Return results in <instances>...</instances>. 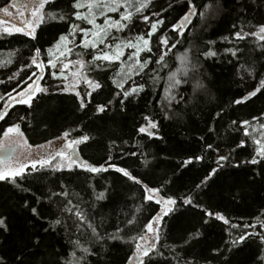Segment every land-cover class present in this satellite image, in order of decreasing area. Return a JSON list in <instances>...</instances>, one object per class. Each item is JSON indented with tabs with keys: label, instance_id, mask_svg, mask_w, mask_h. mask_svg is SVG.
Segmentation results:
<instances>
[{
	"label": "trees",
	"instance_id": "trees-1",
	"mask_svg": "<svg viewBox=\"0 0 264 264\" xmlns=\"http://www.w3.org/2000/svg\"><path fill=\"white\" fill-rule=\"evenodd\" d=\"M72 3L73 0H54V3L46 5L45 21L36 28L35 40L25 32L12 31L9 34L0 27V81H4L0 83V96L4 97L0 100V110H5L7 106L8 112L0 120V137L9 127L19 125L33 146L53 141L54 154L61 150L57 147L59 143H66L64 132L70 133L68 139L87 135L89 141L77 146L79 157L96 166L107 167L111 163L125 168L142 184L134 183L111 168L98 174L78 167L60 171L55 168L59 157L52 161V166L41 168L37 165L38 170L28 168L23 177L16 178L15 184L0 181V218L7 226L6 230L0 228V257L4 264H18L17 256H22L24 264H57L58 261L72 260V251L78 257L85 255L72 243L76 240L82 247H90L96 253L88 256L87 264H131L135 244L141 242L131 238L146 234V224L164 207L156 203L160 197H171L176 204L169 206L173 210L157 225L160 229L157 248L163 256L153 252L151 262L145 258L146 264H264L260 259L264 256V243L257 237H250L235 247L228 243L248 232L264 233V227L256 220L258 216L264 220V160L258 165L243 163L251 159L256 145L243 135L240 124L249 120L253 127L259 128V124L264 123V90L245 103H234L254 90L264 75V49L260 47L264 41L253 36L240 42L222 39L231 37L238 30L233 29V24L243 22L244 30L251 32L256 30L255 25L264 23V0H192L197 11L203 12L204 16L194 17L186 26L189 30L181 38L182 43L177 44L166 57L167 68L128 80L125 89L140 83L145 85V89L138 95L130 96L123 105L120 103L122 96L116 95L120 89L113 83L119 63L103 61L97 62L102 65L100 70L84 69L90 79L102 85L87 98L84 109L80 108L79 98L74 92L61 90L72 79L74 67L65 72L69 81L53 77L51 72H58V69L49 67L41 80L42 87L48 92L38 93L31 106L13 103L7 94L16 93L30 83L29 77L35 69L26 65L31 64L35 50L41 49L40 57L47 61L46 50L58 41L60 35H67L69 31L67 20H51L47 13L70 14L74 11ZM9 4L12 0H0V9ZM188 8V0H153L151 7L145 10L144 15L159 12V18L165 21L152 37L153 52L150 55L154 61L159 54L157 37L167 32L170 44L177 39L171 27ZM131 10L134 11V8ZM118 15L114 13L111 18L117 20ZM69 19L74 21L75 18L71 16ZM81 26L91 27L83 23ZM140 33H146V25L137 16L133 17L129 29L123 32L112 30L113 35L122 39H131ZM81 38L79 35L70 37L77 44ZM208 41L216 43L210 45ZM234 45L243 49L239 60L224 51ZM209 48L218 55L204 57L202 54ZM80 51L73 47V54L67 60L78 59L76 53ZM84 51V59L90 60L89 53L94 50ZM130 51L126 50L122 57L128 64L133 63L128 60ZM185 53L189 62L181 64L179 57ZM146 55L149 54L141 53V60ZM9 60L11 63H7ZM67 60L61 59L62 62ZM241 64L245 67L254 64L255 78L249 76L240 67ZM153 68H159V65H149V69ZM177 70L188 81L173 90L176 99L183 96V101L179 104L172 101L169 107H165L168 105L164 99L168 77ZM185 71L188 73L186 77L183 76ZM152 75L159 77L155 83ZM198 83L204 87L198 88ZM77 90L82 96L91 91L83 81ZM110 100L112 103L108 104ZM101 104L107 106L106 111L98 113L96 107ZM165 111L168 118H165ZM216 113L220 116L217 117ZM145 116H151L159 124L153 130V137L138 132V128L146 124ZM253 117L261 119L257 122ZM232 121L237 123L233 125ZM249 131L252 132V127ZM255 135L260 138L258 132ZM241 140L245 141V147L238 148ZM208 144L213 145V150L207 148ZM229 153L231 158L206 180L212 169L218 167V156ZM199 156L204 159H196ZM189 159L192 163L185 164ZM236 164L240 167H235ZM142 185L160 188L159 196L152 201L146 200ZM62 186H66L69 192L67 199L79 205L100 235L104 236L103 241L96 242L87 222H83L77 230L75 217L69 218L68 213H63L68 224L67 231L62 226H56L55 231L49 229L44 233L43 229L48 227L45 221L61 217V209L67 202L62 197L48 198L50 192H61ZM102 191L106 193L105 199L96 200V194ZM188 197H191L192 204L183 203ZM33 207L41 219L33 216ZM205 210L222 214L230 223L225 224L214 216L208 217ZM133 218L135 223L128 225L126 221ZM233 224L239 227L232 228ZM245 224L255 227L245 228ZM117 229L122 231L117 233ZM197 232L199 237L191 239L192 234ZM110 234L119 235L122 239H109ZM36 239L41 244L32 251L31 245ZM229 248L232 250L229 251ZM216 249H220L219 254L214 251Z\"/></svg>",
	"mask_w": 264,
	"mask_h": 264
},
{
	"label": "snow or ice",
	"instance_id": "snow-or-ice-1",
	"mask_svg": "<svg viewBox=\"0 0 264 264\" xmlns=\"http://www.w3.org/2000/svg\"><path fill=\"white\" fill-rule=\"evenodd\" d=\"M240 2V0H238ZM49 3H54V0H36V5L32 6L31 8V19L24 18L22 23L25 24L28 30L25 32L24 27H6L3 29L5 33H11L12 31L15 32H25L26 35L30 36L33 40L36 39V28L39 27L41 23L45 21V6ZM153 0H73L71 5L72 9L74 10L70 14H65L63 12H49L47 16L51 20H60L66 21L69 23V31L67 35H60L58 41L50 48L46 50V54L48 56L47 65L50 66L51 69H58L57 71H52L51 75L57 79L62 81H69V76L65 74L66 70L71 71L74 67L75 71H71L72 79L69 81L67 85H65L61 90L65 92H74L75 95L79 98V106L81 109L87 107L86 100L92 96V93L96 90L101 89L102 85L99 81L90 79L87 73L84 71L85 68H89L90 70H100L102 65L97 63L99 61L107 62L108 64L119 63V70L116 72L115 77L113 78V83L116 85L119 92L116 93L117 96H122L120 101L121 105H123L124 101H126L130 96L138 95L139 93L143 92L145 89V85L140 83L136 84L135 87H130L125 89V84L128 83V80L132 79L133 76H140L145 75L148 76L150 73H157L158 71L167 68L168 63L166 57L172 51V49L176 48L177 44H181V38L184 36V33L189 29L186 27L187 25L191 24V21L194 17L200 16L203 17V12L197 11V6L192 3V0H188L189 8L188 11L180 18V20L173 24L171 27V31L177 34V39H175L171 44L169 43V36L167 32L161 34L157 37V49L159 51L158 56L156 57L155 61L153 60V56L150 55L153 52L152 47V37L155 35L158 30L165 24L164 19L159 18V12H152L151 15H144L145 10L151 7ZM38 5V6H37ZM13 8H16L17 5L13 4ZM21 7L28 8L29 5H21ZM171 7V5H169ZM206 7V6H203ZM125 9V11L121 12V9ZM134 8V11L131 9ZM19 10V9H17ZM83 10V11H82ZM6 14L11 15L9 12V8L5 7L0 9ZM164 11H167L165 9ZM243 11H246L243 10ZM109 13H119L120 19L113 20L108 14ZM20 16L24 17V12H20ZM74 16V21L69 19V17ZM137 16L139 19L143 21L146 25V33H140L131 39H122L119 36H115L112 34V30L115 29L116 32H123L126 29H129V26L133 24V17ZM98 17H104V23L99 24L97 23ZM75 21H79L77 23ZM2 23V21H0ZM91 25V27H82L81 24ZM233 29H238L233 32L231 37L225 36L222 39L225 41H232V42H240L246 41L249 36L258 37L260 41H264V23H260L255 25V31H245V24L241 22L239 25L233 24ZM77 35L81 36L80 42L77 44L74 39H70V37H76ZM210 45H214L216 41H208ZM72 45L75 48L81 49L80 52H77L76 55L79 57L75 61L67 60V57L73 54V47H69ZM101 45H104V48H101ZM261 49H264V44L260 45ZM165 50H160V49ZM92 49L93 52L89 53L91 56L90 60H85L84 55L85 51ZM130 49L131 51L128 53V60L133 61L132 64H128L127 61L122 60V57L125 55V50ZM188 50H186L187 53ZM225 53L231 55L232 57L239 60V54L243 52L238 46H233L231 48H227L224 50ZM141 53H148L143 60H141ZM183 54L179 57L181 64H185L188 61L187 54ZM204 57H216L218 53L211 48L208 51L202 54ZM41 56V49L37 48L35 50V55L31 59V64L26 65V67H31L35 65L37 68L40 69L41 73L45 72V63L43 61L38 62V58ZM61 57H64L67 62H62ZM7 63H11L9 60ZM155 63L159 65V68L149 69V65ZM240 67L244 69L249 76L255 78L256 76V69L254 64L249 67H245L244 64H241ZM127 69V72L125 71ZM148 69L146 72L145 70ZM188 73L185 71L183 76H187ZM32 77H36V79L31 83L27 84V86L17 93V96H13L11 93L7 95L11 99V101L15 103H23L31 106L32 99L38 93H47L48 89L45 87H41L39 81L43 79V76H38L35 72L29 77V80H32ZM159 77L156 75H152L151 79L155 83V81ZM9 79H12L10 77ZM83 81L91 91H88L86 95L82 96L81 93L77 90L79 87L80 82ZM188 81L183 79L179 73V70L176 72H171L168 77V84L165 88V100L168 101V105L165 107H169L172 101H176L177 104L183 101V96L180 97L179 100L176 99V96L173 95V90L179 89L182 84L187 83ZM0 83H4V81H0ZM198 88H203L204 85L202 83L197 84ZM264 90V75L261 76L258 83L254 87V90L249 91L244 97L241 99H237L234 101L235 104H241L247 102L249 99L256 97L259 93ZM15 91V89H13ZM4 97L0 96V100ZM112 101H108V104H111ZM106 105H97L96 111L98 113H103L106 111ZM7 106H5V110H0V120H3L7 115ZM217 117L220 116V113H216ZM165 118H168L167 111H165ZM146 121L145 125H142L138 128V132L142 134H146L148 137L154 136V131L159 127L157 121L152 119L151 116H145L143 118ZM254 121L259 122L261 117H253ZM237 122L232 121V124L235 125ZM241 127L243 128V135L247 138H250L252 143L256 145L254 149V154L252 155L250 160L243 161L245 164H252L258 165L264 160V123L259 124V128L252 126V121L244 120L240 122ZM252 127V132L249 131V128ZM15 132L19 136L23 137V133L20 130L19 125H14L9 127L7 131L4 133L5 137H7L10 133ZM259 133L260 138H256L255 133ZM70 133L64 132L63 139L66 141L64 147L57 151L56 153L50 155L46 159L35 160L32 162L31 167L32 169H37V165H40L41 168L52 166V161L55 160L57 157L62 158V163H58L55 165L57 170L63 171L65 168L69 171L73 170L74 167H78L84 171L90 173H101L107 172L109 169H114L115 171L121 173L123 176L127 177L128 179L132 180L134 183L142 184V181L138 180L135 176L131 174L130 171L126 170L122 167H117L115 164L109 163L107 167L104 165H93L90 164L88 161L83 160L81 157L77 155V146L81 144H85L89 141L90 137L84 135L79 138L75 139H68ZM60 139V138H58ZM52 142L50 141L49 144ZM238 148L245 147V141L241 140L240 143L237 145ZM207 148L209 150H213V145L208 144ZM69 150H71L69 152ZM217 152L218 149H215ZM235 151V149H233ZM135 155V153H132ZM231 153L228 155H219L216 161L218 167L213 168L209 177L205 179L211 178V176L215 175L219 168L223 167L224 162H227L231 158ZM198 160H203V156L196 157ZM111 157H109V161ZM3 161L0 160V163ZM192 163V160L189 159L185 162V164ZM235 167H240V164L234 165ZM28 165L21 164L19 167L10 168L5 166L4 168L0 169V181H10L11 183H16L17 177H23L25 171L27 170ZM38 170V169H37ZM203 183V182H202ZM17 187H20L17 185ZM144 192L146 193L145 199L148 201H152L155 197L159 196L161 191L160 188H149L148 185H142ZM199 187V185L197 186ZM61 192H50L49 199L51 200L53 197H62L67 202L63 204L61 209V217L45 221L48 224V227L44 228V233H47L49 229L55 231L56 226H62L65 230H68L67 221L63 218V213H68L69 218L71 216L75 217L74 223H76V228L82 226L83 222H87V226L91 229L92 235L96 238V242H100L104 240V236H101L97 230V227L91 223L88 219V216L79 208V205L73 204L71 200L67 199L69 196V192L66 190V186H62ZM106 197L105 192H99L96 194V200H103ZM39 202V201H38ZM191 197H188L183 200L185 204H192ZM156 203L163 204L164 207L162 208L161 212L157 213L156 216L152 217L151 221L146 224V234L140 235L137 237H132L133 240H140L144 241L143 244L137 242L135 244V252L132 256L137 264H146L145 258H148V261L151 262L152 256L151 253L155 252L158 256H163V253L159 251L157 248V244L160 241V229L159 227H154L155 225H159L163 220L164 216L168 215L173 209L169 206L175 205L176 200L169 197L167 199L160 197L156 199ZM27 206V204L25 205ZM206 211V215L208 217H215L218 220L223 221L225 224H229L230 221L224 217L220 213H212L210 211ZM31 213L33 216H36L38 219H41L37 209L35 207L31 208ZM257 222L264 227V220H262L259 216L256 217ZM208 221L206 220L205 223ZM128 225H132L135 223V219H128L126 221ZM232 228L239 227V225H231ZM245 228H254L255 225L245 224ZM0 228H4L6 230L7 226L5 220L0 218ZM122 231V229H117V233ZM147 233L153 234V239L149 240L147 238ZM199 232L192 234L191 239H196L199 237ZM231 235V233H229ZM250 237H257L262 243H264V233L259 232H248L246 234H242L237 238H234L228 243H230L233 247L238 246L239 244L243 243L245 240L249 239ZM109 239H122L119 235L110 234L108 236ZM189 241H185L188 243ZM76 247L80 248V250L85 254L82 256H77L75 251L71 252V256L73 257L72 260L67 261H58L57 264H87V258L91 255H96V253L92 252L90 247H82L80 245L79 240L72 241ZM41 241L36 239L32 242L31 249L35 251L40 247ZM229 251L232 249L229 248ZM217 254H219L220 249L214 250ZM262 261H264V256L260 257ZM18 264H24L22 256H17ZM0 264H4L3 258L0 257ZM191 264V262H188Z\"/></svg>",
	"mask_w": 264,
	"mask_h": 264
},
{
	"label": "rangeland",
	"instance_id": "rangeland-1",
	"mask_svg": "<svg viewBox=\"0 0 264 264\" xmlns=\"http://www.w3.org/2000/svg\"><path fill=\"white\" fill-rule=\"evenodd\" d=\"M13 1L15 2L16 0H13ZM19 1H21V0H19ZM28 1H30V0H28ZM13 3L9 4L7 6L9 8V12L11 13L12 16H13L12 9H15V8L12 7ZM34 5H36V0L33 3V6ZM22 9H24V8L21 7V11H22ZM17 11H19V10H17ZM22 12H24V11H22ZM3 14H6V13L3 12ZM7 15H9V14H6V16ZM108 15L110 17H113L114 13H109ZM25 17L28 18V19H31V9H30V13L29 12L27 13V16L26 15H24V17L19 16L20 19L19 18L18 19L23 21V19ZM100 19H101V21H99L98 23L99 24H103L104 23V17H101ZM119 19H120V15H118L117 20H119ZM0 21H2V23H0V27H1L2 30L4 28H6V27H12V28L24 27L25 28V32L28 30L26 25H22L21 23H17L15 21H12V20L4 17V16L3 17L0 16ZM125 52H126V50H125ZM62 58H64V57H61L60 59H62ZM39 61H43L45 63V72L41 73L40 69L37 68L35 65H33V68L35 69L34 72L38 76H43V78H44L45 75H46V72L48 71V68L50 66L47 65V61L43 57L38 58V62ZM35 79H36V77H32V80L28 84H31ZM41 80L39 81V84L42 87ZM23 89H21V90H23ZM18 92L13 93L12 95L13 96H17ZM8 98H9V96H8ZM17 99H19L18 96H17ZM10 101H11V99H10ZM13 103H15V102H13ZM53 144H54V142L52 141L51 144H49V142H47V143H44V144H41V145L33 146V145L29 144V142L27 141V139H26L24 134H23V137L19 136L15 132L10 133L7 137H5V135H3L2 137H0V149L7 148V147H13L14 148V152H13L12 157H10L9 159L4 160L5 162H3L0 165V169L4 168L5 166L10 167V168H16V167H19L21 164H26V165H28V168H30L33 161L40 160V159H46L50 155H52V152L55 151V149L52 148ZM64 145H65V143H62V144L59 143V146H57V147L62 149L64 147ZM70 151L71 150H69V152ZM77 155H79L78 152H77ZM57 160H58V163L62 162V158H60V157L57 158ZM154 227H157V225L154 224ZM151 236H152L151 233H147V238L149 240H151ZM140 243L143 244L144 241H141ZM131 264H137V262L133 259Z\"/></svg>",
	"mask_w": 264,
	"mask_h": 264
},
{
	"label": "flooded vegetation",
	"instance_id": "flooded-vegetation-1",
	"mask_svg": "<svg viewBox=\"0 0 264 264\" xmlns=\"http://www.w3.org/2000/svg\"><path fill=\"white\" fill-rule=\"evenodd\" d=\"M34 1H35V0H30V1H28V0H21L20 3H19V5H17V7H16L15 9H12V14H13V16H12V15H7V16H6V14H3L2 11H0V16H1V17L4 16V17H6V18H8V19H10V20H12V21H15V22H17V23H21L22 25H25V24L22 23L21 20H19V19H20V18H19V16H20V12L24 11V15L27 16V13H28V12L30 13V9H31V7L33 6ZM12 3H13V1H12ZM13 4H15V2H14ZM15 5H16V4H15ZM21 5H29V7H28L27 9L24 8V7H22V8H24V9H22V11H21ZM16 9H19V11H17ZM18 18H19V19H18ZM25 18H26V17H25ZM77 152H78V150H77ZM2 161L5 162L4 160H2ZM3 162H2V163H3ZM2 163H0V165H1Z\"/></svg>",
	"mask_w": 264,
	"mask_h": 264
},
{
	"label": "water",
	"instance_id": "water-1",
	"mask_svg": "<svg viewBox=\"0 0 264 264\" xmlns=\"http://www.w3.org/2000/svg\"><path fill=\"white\" fill-rule=\"evenodd\" d=\"M19 3H20L19 0L15 1L16 5H19ZM13 152H14V148L13 147H7V148L0 149V160L9 159L10 157H12Z\"/></svg>",
	"mask_w": 264,
	"mask_h": 264
}]
</instances>
